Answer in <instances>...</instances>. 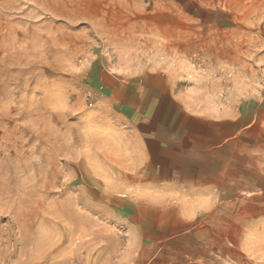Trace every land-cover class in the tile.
Instances as JSON below:
<instances>
[{
  "label": "rangeland",
  "instance_id": "rangeland-1",
  "mask_svg": "<svg viewBox=\"0 0 264 264\" xmlns=\"http://www.w3.org/2000/svg\"><path fill=\"white\" fill-rule=\"evenodd\" d=\"M73 1L97 17H70L61 0H0V264H130L132 228L146 217L136 199L146 189L131 184L113 134L126 125L95 106L85 70L107 49L96 21L124 13L112 0ZM132 8L155 21L156 41L185 38L165 46L183 64L160 73L177 80L186 107L217 108L230 89V111L248 114L244 138L260 146L249 173L230 176V261L218 264H264V0ZM228 40L230 62L220 61Z\"/></svg>",
  "mask_w": 264,
  "mask_h": 264
},
{
  "label": "crops",
  "instance_id": "crops-1",
  "mask_svg": "<svg viewBox=\"0 0 264 264\" xmlns=\"http://www.w3.org/2000/svg\"><path fill=\"white\" fill-rule=\"evenodd\" d=\"M141 1L112 0L124 16L110 25L96 21L107 49L85 68L95 106L107 107L126 125L113 134L122 137L131 184L146 189L136 196L146 217L132 228L126 261L218 264L226 256L229 262L230 198L238 187L230 176L249 173L252 148L260 141L244 138L248 114L240 117L230 111V89L217 108L189 109L183 104L177 80L160 71L180 68L183 63H171L173 52L165 46L185 38L149 37L155 21L131 16L132 6ZM229 50L230 40L226 51H218L220 61L230 62Z\"/></svg>",
  "mask_w": 264,
  "mask_h": 264
},
{
  "label": "bare ground",
  "instance_id": "bare-ground-1",
  "mask_svg": "<svg viewBox=\"0 0 264 264\" xmlns=\"http://www.w3.org/2000/svg\"><path fill=\"white\" fill-rule=\"evenodd\" d=\"M61 1H62V3L63 2L65 3V6L67 7V13L70 17H73V18L79 17L78 19H80V17H97V15H98V14H95V15L91 16V13L88 10H84V9H80V8L75 9V7L77 6V3H74L73 0H61ZM64 3H63V5H64ZM68 15H66V16H68Z\"/></svg>",
  "mask_w": 264,
  "mask_h": 264
}]
</instances>
